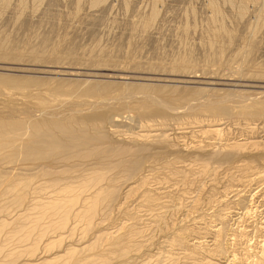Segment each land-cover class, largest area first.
<instances>
[{
	"label": "rangeland",
	"instance_id": "374dc122",
	"mask_svg": "<svg viewBox=\"0 0 264 264\" xmlns=\"http://www.w3.org/2000/svg\"><path fill=\"white\" fill-rule=\"evenodd\" d=\"M243 1L0 0V116L66 111L88 122L89 107L105 96L84 88L109 83L106 97L122 98L115 107L124 95L150 92L178 108L171 119L141 123L136 110L118 106L116 121L128 129L118 133L78 122L88 134L105 138L95 145L113 140L114 147L131 151L108 160L125 158L141 168L112 171L107 184L115 198L98 203L90 226L73 217L74 232L51 228L58 217L50 215L28 227L23 211L32 197L52 190L38 189L36 179L30 191L24 189L23 202L0 192V264H74L85 256L82 264L264 260V115L244 114L251 101L264 100V0H245L247 10L240 12ZM221 97L232 101V110L217 116L204 105ZM217 125L223 128L219 134L212 131ZM143 133L152 138L135 140ZM166 134L167 143L159 140ZM84 163L96 164L92 158L58 157L55 168L67 174ZM1 166L10 171L24 164ZM35 237H41L36 246ZM69 247L83 251L66 254Z\"/></svg>",
	"mask_w": 264,
	"mask_h": 264
},
{
	"label": "bare ground",
	"instance_id": "6f19581e",
	"mask_svg": "<svg viewBox=\"0 0 264 264\" xmlns=\"http://www.w3.org/2000/svg\"><path fill=\"white\" fill-rule=\"evenodd\" d=\"M94 1H102V0H94ZM244 1L239 7V9L241 10V11L239 10L240 12H244L246 9L247 4ZM213 5H215V4H213ZM213 5H212V7L214 9ZM217 11L218 10L216 9V13H217ZM8 56H10V54ZM247 59H248V57H247ZM185 63L187 65V62H185ZM182 65H184V64H182ZM180 67H181V65H180ZM182 67H184V66H182ZM1 78H3V77H1ZM11 81H12V79H11ZM109 84H107V85L92 84V85L87 86V88H84L85 90H83V91H85V93H89L91 95L105 96V98L101 97L100 101H98V103H96V104L93 103L97 106L89 107V110H90L89 113L92 115L87 119L88 122L79 121L81 119L77 118L76 116H73L72 113H71V115L66 114L65 113L66 111L65 112L61 111V112H63V114H62V113H60V111H59V113H56V112L52 113V112H48L46 110H42L44 112H38L39 110H36L34 112H30V113H27L25 115H17V111H16L14 113L11 112L10 115L6 116V117L0 116V162H1L0 166L4 165V163H6V162L7 163L8 162L14 163L17 161H21L24 164L23 168L12 167L10 171H3V170L0 171V192H1V195L6 196L9 193H11V195L14 194V197L17 198L16 199L17 203L19 201L23 202V201L27 200L26 194H24V189H28V191H30V189L32 188L31 183H33V181L35 179H36L35 183H39L37 185L38 189L44 190L45 192L47 189H50V188L52 189L51 191H49L48 195L45 194L46 196L41 195V197H40V196H38L39 194L37 196L34 195V198L32 197V199H31L32 200L31 201L32 202L31 207H27V208L25 207L26 211L24 210L23 212L27 215L25 216V214H24L23 218L25 217L26 219H24V220L27 221L28 224H30V226H28V227H32V229H33V227L35 228L36 226H39L40 224H44L41 221L46 216H49V215L51 217L52 216L58 217V219L56 218L57 220L54 222L53 226L51 227L55 230H63V231H65V230L70 231L71 230V232H72L73 229H75V227L77 226V225H74V223H73V227H71V221H72L73 217H74L73 219H75L76 221L78 220L79 222L81 220L80 218H82V220L85 219V221L88 224L87 226H90V224L92 223L91 221H92L93 217H95V215L97 214L98 207L104 201L105 196L110 197V198H115V196L117 194L116 190L110 189V186L107 184L109 181H113V177H112L113 174L111 175L110 173L116 169L121 168V167L126 168L127 171H130L131 173H134L135 171H137L141 168L139 163H132L130 161L125 163V161H124L125 158H121L117 161L108 160L107 157L111 154L127 155L131 151L127 150V149L114 147V143H116V142H113V140H111V141L109 140L108 145H106V146H100V144H99V146L95 145L97 143L96 141H99L100 143H102L105 141L104 140L105 138H103L102 135L96 137V134H88V132L84 126L78 127V125H77L78 122H80L81 124L90 123V126L93 129L95 126H97L99 129L109 127V129H107V131L109 130L110 133L111 132H113V133L117 132L118 133V132L124 130V129L121 130V127H119L120 124L117 123V121L120 120L119 118H117V116H119L118 106H122L123 108L128 107L129 109L131 108V109L136 110L138 113V117L141 118L139 120V121H141V123L144 121H149V122L156 121L157 119H161V121H162V119L163 120L166 119L167 116L170 118L171 117L170 115H172V117H173L174 111L178 110V108H175L172 105H169L168 102H166L162 99H159L158 97L154 96L150 92L140 93V95L138 94L139 96H137V97L135 95L134 96L132 95L133 98H131V96H129V95H124L123 96L124 99H123L122 103H120V105H118L120 102L119 100H122V98L119 99L117 97L118 99H116V97H115V100H113L114 99L113 97H110V98H113V99H110L109 97L108 98L106 97V96H108V94H106V95L104 94L107 92L109 93V89H111V86L110 87L108 86ZM63 87H65V86H63ZM75 88H77V87L75 86ZM183 92H187V91H183ZM183 92H182L181 97L187 98L189 100V98H191L190 96L192 94L190 95V92H188V93H183ZM228 97H225V99H222L223 97H221V98H219V100L217 99L214 101L212 98V100H210V102L207 99L208 100L207 103L208 102L209 103L208 104L206 103V105H204V106H206V109L208 111L210 110L214 113H217V116H218V114L219 115L220 114L221 115L230 114L232 108L227 103L230 100L229 99L227 101ZM230 97H231V95H230ZM135 98L137 100H135ZM193 98L194 97H192V99ZM234 99H235V97H234ZM116 100L119 101L117 103V105H118L117 107H115L116 106V103H115ZM257 100H255L254 103L251 101L252 105H250V106L246 105V107L244 108L245 111L243 110L244 114L247 113V114L258 115V116L264 115V100H261V101H259V100L257 101ZM233 101L235 103V100H233ZM114 103H115V105H113L114 107H112L111 105ZM199 106H200V104H199ZM199 106H197V107H199ZM247 106L251 107V109L250 108L248 109ZM168 108H170V111L168 110ZM73 109L76 111L78 110L75 108H73ZM74 110H72V111H74ZM214 113H212V114H214ZM31 115H33V116L31 117ZM20 116H23V117H20ZM149 122H146L147 125H149ZM141 123H139L140 127H141ZM142 126H145V125L142 124ZM118 127L120 129H118ZM212 128H213V126H212ZM222 129H221V127H218V125H217L212 129V131L215 132L216 134H219ZM126 130H128V129H126ZM126 130H124V131H126ZM129 130H130V128H129ZM143 134L144 135L137 134L136 135L137 139H135V140L141 141L142 139H145V137H147L145 135L146 133H143ZM192 135H194V134H192ZM161 137H159V138H161L159 140L164 141V142L167 141V134L162 135ZM151 138L152 137H150V139ZM148 139H146V140H148ZM149 142H151V141H149ZM165 143H167V142H165ZM143 145L147 146L146 143ZM144 151L146 152L147 148H144ZM58 157L64 158L66 161L70 160L72 157L92 158L96 164H92L90 166H85V163H84V164H80V166H81L80 168L69 169V172L67 171L68 172L67 174L69 177H67V179H65L62 177L63 175L67 176V174L62 173L64 170H62V172H61V171L57 170V168H55V164H56ZM4 161H6V162H4ZM6 165L8 166V164H6ZM82 166L88 167V168L84 169ZM1 167H3V169L5 168V166H1ZM7 168H9V167H7ZM23 171H25V172L23 173ZM20 172H22L23 174H21ZM60 175H62V176H60ZM18 186H20V189H18ZM112 188H114V187H112ZM14 191H15V193H14ZM88 192H91V195H87ZM35 193H37V192H35ZM41 193H42V191H41ZM98 203H99V206H98ZM20 206H22V205H20ZM26 206H28V204ZM54 220H55V218H54ZM32 229H30V230L32 231ZM47 230L44 232H47ZM31 231H30V233H32ZM23 232H24V230H23ZM84 232H86V231H84ZM48 233H50V232H48ZM86 234H87V232H86ZM86 234L83 236H87ZM28 235H30L29 232H28ZM28 237H30V236H28ZM100 237H102V236H100ZM100 237L98 236V238H100ZM105 237H107V236H105ZM108 237H109V235H108ZM110 237H112V236H110ZM35 238H33L34 240H32V242L34 241L32 243L34 246L38 245L39 241L41 240V237H38L36 239ZM49 239H50V237H49ZM83 239H85V238H83ZM113 240H116V239H113ZM111 241L109 242L110 245L116 244V243H111ZM117 241H118V239H117ZM119 243H118V245H119ZM123 243H124V241H123ZM70 244H73V243H70ZM70 244H69V246H70ZM91 245H92V243H91ZM31 248H32V246H31ZM82 249H78L77 247L76 248L69 247V249L66 250V254L72 253L73 256L75 254L79 255L80 251H83ZM123 251H124V248H123ZM125 251L127 252V249ZM88 255H90V254H88ZM66 256H68V255H66ZM162 258H164V257H161V259ZM262 258L263 257H260L261 260H263ZM88 259H89L88 256L78 257V258L75 257V260L73 261V263L74 264H82V263L88 261ZM106 261H108V260H106ZM163 261H165V260H163ZM168 261H170V260L167 259L166 262H168ZM40 262L38 264H45L46 262H48V260L45 259L41 263ZM260 262H256L255 264H262V262L261 263ZM61 263H62V261H61ZM107 264H108V262H107ZM147 264H150V263H147Z\"/></svg>",
	"mask_w": 264,
	"mask_h": 264
}]
</instances>
